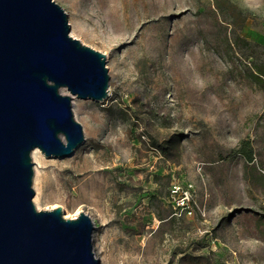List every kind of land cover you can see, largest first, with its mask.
<instances>
[{"label":"rangeland","instance_id":"obj_1","mask_svg":"<svg viewBox=\"0 0 264 264\" xmlns=\"http://www.w3.org/2000/svg\"><path fill=\"white\" fill-rule=\"evenodd\" d=\"M53 1L109 96H72V157L31 153L36 210L87 214L99 264H264V0Z\"/></svg>","mask_w":264,"mask_h":264},{"label":"water","instance_id":"obj_2","mask_svg":"<svg viewBox=\"0 0 264 264\" xmlns=\"http://www.w3.org/2000/svg\"><path fill=\"white\" fill-rule=\"evenodd\" d=\"M69 33L53 0H0V264L100 263L87 214L64 219L32 202V151L72 157L84 141L72 96H109L105 55Z\"/></svg>","mask_w":264,"mask_h":264},{"label":"built area","instance_id":"obj_3","mask_svg":"<svg viewBox=\"0 0 264 264\" xmlns=\"http://www.w3.org/2000/svg\"><path fill=\"white\" fill-rule=\"evenodd\" d=\"M178 191H179V189H174V193H176V192H178ZM184 197H185L187 200H184V201L181 200L180 207H181L182 209H188V194H187V192H186L184 195L181 196L182 199H183Z\"/></svg>","mask_w":264,"mask_h":264},{"label":"bare ground","instance_id":"obj_4","mask_svg":"<svg viewBox=\"0 0 264 264\" xmlns=\"http://www.w3.org/2000/svg\"><path fill=\"white\" fill-rule=\"evenodd\" d=\"M40 152V150L39 149H34L33 151H32V155H33V157H35L38 153ZM37 199H38V195L35 197V202L37 201Z\"/></svg>","mask_w":264,"mask_h":264},{"label":"trees","instance_id":"obj_5","mask_svg":"<svg viewBox=\"0 0 264 264\" xmlns=\"http://www.w3.org/2000/svg\"><path fill=\"white\" fill-rule=\"evenodd\" d=\"M152 147H157V145L155 143H152Z\"/></svg>","mask_w":264,"mask_h":264}]
</instances>
